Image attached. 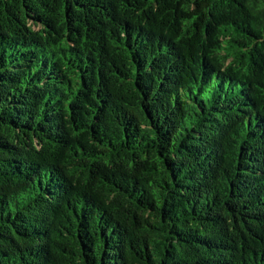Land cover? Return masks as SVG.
<instances>
[{
	"label": "trees",
	"instance_id": "16d2710c",
	"mask_svg": "<svg viewBox=\"0 0 264 264\" xmlns=\"http://www.w3.org/2000/svg\"><path fill=\"white\" fill-rule=\"evenodd\" d=\"M0 264H264V0H0Z\"/></svg>",
	"mask_w": 264,
	"mask_h": 264
}]
</instances>
